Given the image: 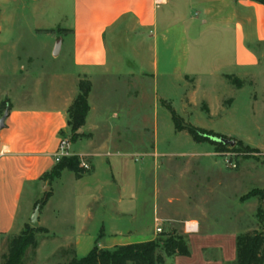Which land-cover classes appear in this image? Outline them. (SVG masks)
<instances>
[{
    "label": "rangeland",
    "instance_id": "obj_1",
    "mask_svg": "<svg viewBox=\"0 0 264 264\" xmlns=\"http://www.w3.org/2000/svg\"><path fill=\"white\" fill-rule=\"evenodd\" d=\"M71 26L72 0H0V117L16 97L39 99L57 91L48 84L70 68L69 30L63 28ZM117 31L105 36L109 75L91 80L95 118L108 113L105 125L95 133L77 131L74 138L68 128L61 133L67 142L63 157L82 158L89 169L62 170L41 180L35 196L27 186L20 198L12 235L28 223L31 201L43 199L39 221L47 230L36 234L37 245L26 249L23 264H64L71 252L80 258L94 245L111 248L135 239L155 188L154 239L171 231L184 234L179 221L186 217H205L206 227L213 220L221 232L264 229V61L244 70L245 76L212 87L181 79L169 87L167 98H161V79L155 88L151 78H143L139 109H133L128 74L151 73L146 67L153 36L147 31L138 44L134 34ZM55 48L61 49L59 57L53 56ZM157 55L161 72L166 56L159 44ZM168 107L186 123L234 145L194 142L185 131L174 130ZM125 168L130 170L122 177ZM6 244L1 238L0 256Z\"/></svg>",
    "mask_w": 264,
    "mask_h": 264
},
{
    "label": "crops",
    "instance_id": "obj_2",
    "mask_svg": "<svg viewBox=\"0 0 264 264\" xmlns=\"http://www.w3.org/2000/svg\"><path fill=\"white\" fill-rule=\"evenodd\" d=\"M116 28L117 32L125 31V37L134 34L138 44L145 42L147 31L153 36L147 50L151 59L146 67L151 73L138 69L128 74L134 86L129 97L133 109L135 106L139 109L143 78H151L155 88L161 79L165 90L161 98H167L169 87L177 81L194 78L197 85L212 87L227 82V78L245 76L244 70L256 68L264 61V6L253 0H72V26L63 28L69 30L70 68L53 75L55 81L51 79L48 84L57 91L44 93L39 99L33 95L22 100L16 97L15 103L10 101L5 105L8 116L0 129V239L12 235L17 228L16 216L24 189L32 187L35 196L42 182L40 177L55 165L53 159L62 137L60 133L67 130L66 109L77 94L80 80H88L90 90L89 111L78 132L95 133L105 125L108 113L104 111L100 120L95 118L98 108L90 99L94 89L91 80L109 75L112 64L105 36ZM7 42H4L6 47ZM158 44L167 62L172 60L167 64L164 58L166 64L161 72ZM60 54L61 49L57 52L55 48L53 56ZM21 68L19 74L24 70ZM129 170L123 169L121 176ZM96 175L95 171L91 174ZM151 182L155 183V179ZM155 189L141 232L135 239L113 246L154 239L151 229L155 225L151 218L157 213ZM205 221V217H186L179 221L188 238L190 255L166 258L165 264L233 263L237 231L221 232L219 223L213 220L208 223L212 229L205 230L208 228ZM254 230L261 229L249 231ZM76 240L75 247L80 238Z\"/></svg>",
    "mask_w": 264,
    "mask_h": 264
},
{
    "label": "trees",
    "instance_id": "obj_3",
    "mask_svg": "<svg viewBox=\"0 0 264 264\" xmlns=\"http://www.w3.org/2000/svg\"><path fill=\"white\" fill-rule=\"evenodd\" d=\"M253 1L264 6V0ZM89 90V81L80 80L77 84V94L66 109V126L72 138L78 135L77 131L85 123L89 111L87 100ZM168 111L175 131H185L196 143L220 144V142L213 140V138H217L215 134L186 123L170 107H168ZM77 166H79L77 157L62 156L49 172L40 177V180L56 178L65 169L76 173ZM38 203L37 201L34 202L33 207ZM44 203L45 199L40 201V205H44ZM260 214L261 212L258 210L257 216ZM40 232H47V230L39 226L32 228L26 223L18 234L6 236V252L0 256V264H23L26 249L36 247V234ZM71 254L72 257L64 264H165L166 258L189 256L190 250L187 236L171 231L146 242L115 245L111 248H98L94 245L86 255L80 258L76 257L74 252ZM231 264H264V232L262 230L236 234L235 259Z\"/></svg>",
    "mask_w": 264,
    "mask_h": 264
},
{
    "label": "water",
    "instance_id": "obj_4",
    "mask_svg": "<svg viewBox=\"0 0 264 264\" xmlns=\"http://www.w3.org/2000/svg\"><path fill=\"white\" fill-rule=\"evenodd\" d=\"M8 116V108H6L3 112V114L0 117V129H2L4 127V122L6 120ZM214 141L216 142H221L223 144L228 143L230 146L234 145V141H226L223 140L221 138H213ZM264 195V192H263ZM40 204L35 205V207L33 208V211L31 213V216L28 220V224L32 227V228H36L38 227V216H39V211H40Z\"/></svg>",
    "mask_w": 264,
    "mask_h": 264
},
{
    "label": "built area",
    "instance_id": "obj_5",
    "mask_svg": "<svg viewBox=\"0 0 264 264\" xmlns=\"http://www.w3.org/2000/svg\"><path fill=\"white\" fill-rule=\"evenodd\" d=\"M66 145H67V142L65 139L63 138H60L59 139V142H58V147H57V151L54 155V162H58V160L64 156V155H67L66 152H65V149H66ZM79 166L84 169V170H88L89 169V165L88 163L83 160L82 158L79 159ZM157 232H159L160 230L157 229L156 230Z\"/></svg>",
    "mask_w": 264,
    "mask_h": 264
}]
</instances>
